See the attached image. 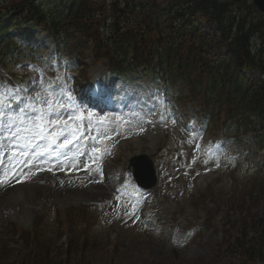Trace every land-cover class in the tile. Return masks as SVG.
Returning <instances> with one entry per match:
<instances>
[{
	"label": "rangeland",
	"instance_id": "1",
	"mask_svg": "<svg viewBox=\"0 0 264 264\" xmlns=\"http://www.w3.org/2000/svg\"><path fill=\"white\" fill-rule=\"evenodd\" d=\"M200 27L205 30L204 25ZM211 32L214 29L206 30L205 34ZM9 36L23 47L25 56L29 53V57L0 61V71L6 68L19 82L14 91L0 80V258L13 263L30 251L31 247L25 249V242L17 241L13 234L17 233L16 226L22 232L36 228L39 241L65 248L69 235L73 238L77 234L75 230L67 233L69 226L74 225L85 227L91 233V240L97 239L92 258L95 264L110 260L114 246L115 264H210L228 228L236 229L244 218L263 213L264 167L260 159H264V149L258 150L251 134L243 137L245 143L242 144L211 137V148L215 144L217 147L208 156L209 152L199 147V138L189 135L188 127L195 132L203 130L197 124L191 105H178L168 100L170 105L164 120L167 130L159 127L145 139L141 131L144 118L139 115L138 106L144 98L149 106L153 100L152 107L145 109L148 116L154 108L152 95L158 93L149 75L111 78L104 64L89 72L87 67L92 62L93 46L71 30L64 37L61 53L56 54L61 59L62 78L57 89L51 90L44 81L43 70L36 64L42 65L43 58H54L55 45L40 29L27 24L11 29ZM212 55L228 58L225 49L215 48ZM82 57L87 67L81 64ZM246 77L254 80L258 73H247ZM90 88L107 94L103 103L105 114L114 118L107 125L112 130L109 133L117 136V149L120 150L115 166L109 169L110 174L118 172L113 188L121 190L124 198L131 192L139 194L144 200L139 204L133 198L128 208H124L112 188L107 190L102 186L103 191L95 190L84 180L86 174L91 175L85 166L88 153L91 159L97 140L112 136L99 131L97 123L101 113L82 110L81 120L71 116L73 110L65 94H74L80 107L86 108V103L96 97L87 95ZM97 105L102 107L99 102ZM39 110L45 114L46 131L56 138L57 151H63L47 178L42 174L41 162H34L38 156L33 145L31 147L25 139L33 128L32 123L36 125L41 120ZM65 137L73 143L61 147ZM42 149L37 148V152ZM117 149L112 156H118ZM16 153L19 155H14ZM140 154L149 155L158 170V182L148 190L137 187L125 171L130 159ZM40 165L41 175L35 172L33 177L25 178L29 174L28 167L36 171L34 167ZM81 165L87 172L82 171ZM41 176L46 180L42 178L41 182L38 178ZM211 194L216 196L221 207L209 211L208 220H212V224L206 226L198 218L202 215L205 218L202 209L208 211ZM238 197L235 208H231V200ZM83 209H88L91 215ZM78 211L87 215L81 216Z\"/></svg>",
	"mask_w": 264,
	"mask_h": 264
},
{
	"label": "trees",
	"instance_id": "2",
	"mask_svg": "<svg viewBox=\"0 0 264 264\" xmlns=\"http://www.w3.org/2000/svg\"><path fill=\"white\" fill-rule=\"evenodd\" d=\"M21 24L41 28L56 43L74 30L93 45V59L105 60L109 73L142 68L166 86L179 84L216 130L253 132L263 142L264 17L250 1L0 0V45L8 49L0 60L13 57L17 47L5 36ZM208 29L214 32L206 35ZM215 48L227 50L228 58H214ZM246 72L259 78L249 80ZM69 229L77 234L65 248L21 233L30 251L13 263L0 258V264H95L97 239L85 227ZM226 234L210 264H264V211ZM113 253L104 264H115Z\"/></svg>",
	"mask_w": 264,
	"mask_h": 264
},
{
	"label": "bare ground",
	"instance_id": "3",
	"mask_svg": "<svg viewBox=\"0 0 264 264\" xmlns=\"http://www.w3.org/2000/svg\"><path fill=\"white\" fill-rule=\"evenodd\" d=\"M94 106H95L94 104L90 105L91 108H94ZM44 141H45V139H40V141H39L37 144H36V141H34V142L32 143V145H33V147H34V150L36 151L37 148H38L39 143H43ZM50 143H51L52 146H53V143H52V142H49V146H50ZM39 146H41V145H39ZM50 147H51V146H50ZM48 152H49V151H46V153H44V154L46 155ZM87 161H88V158H87ZM34 162H37V161H34ZM40 162H41V161H40ZM41 164H42V166H43V168H44V165H43L42 162H41ZM42 166L40 165V166H35V167H34V169L36 170V173H37V174H38V172L41 171ZM80 168L82 169V171H85V170H83V165H81ZM85 172H87V171H85ZM89 173H90V172H89ZM157 174H158V171H157ZM99 176H100L99 174L97 175L96 173L92 172L91 175L86 174V176L84 177V180L87 181L88 183L92 184L93 187H95V190L102 189V191H103L102 186H105L106 188H108L109 183L105 180L104 176H101L102 178H100ZM91 177H92V178H91ZM38 178L41 180V182L43 181V180H42V177H38ZM44 178H45V177H44ZM46 178H47V177H46ZM100 191H101V190H100Z\"/></svg>",
	"mask_w": 264,
	"mask_h": 264
},
{
	"label": "snow or ice",
	"instance_id": "4",
	"mask_svg": "<svg viewBox=\"0 0 264 264\" xmlns=\"http://www.w3.org/2000/svg\"><path fill=\"white\" fill-rule=\"evenodd\" d=\"M68 96H69V98H71L70 93L68 94ZM57 106H59V105H57ZM39 111L41 113V120H40L39 124L34 125V127H35L34 137L39 136L41 139H44L45 138V135H44L45 134V126L43 124V117L45 114H44L43 110H39ZM89 115H92V114L89 113ZM78 118H82V117H78ZM109 139H110V137H109ZM72 143H73V140H69L65 137L64 143H63V145H61V147H68ZM29 144H31V142H29ZM43 154H44L43 152L37 153V156H42ZM14 155H19V154L16 153ZM0 182H2V180H0Z\"/></svg>",
	"mask_w": 264,
	"mask_h": 264
},
{
	"label": "water",
	"instance_id": "5",
	"mask_svg": "<svg viewBox=\"0 0 264 264\" xmlns=\"http://www.w3.org/2000/svg\"><path fill=\"white\" fill-rule=\"evenodd\" d=\"M252 1V3L254 4V6L259 10V12L262 13V15L264 16V0H250ZM143 159H146L149 162V175L151 174L152 170V162L150 160H148L146 157H143ZM136 161V160H135ZM136 163V162H135ZM135 166L137 168H139V165L135 164ZM137 175H138V171H137Z\"/></svg>",
	"mask_w": 264,
	"mask_h": 264
}]
</instances>
